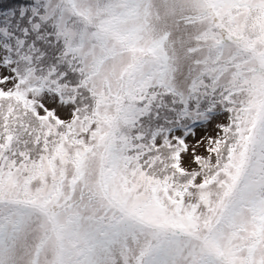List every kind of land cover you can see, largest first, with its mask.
Returning a JSON list of instances; mask_svg holds the SVG:
<instances>
[{
    "label": "snow or ice",
    "instance_id": "obj_1",
    "mask_svg": "<svg viewBox=\"0 0 264 264\" xmlns=\"http://www.w3.org/2000/svg\"><path fill=\"white\" fill-rule=\"evenodd\" d=\"M0 264H264V0H0Z\"/></svg>",
    "mask_w": 264,
    "mask_h": 264
},
{
    "label": "rangeland",
    "instance_id": "obj_2",
    "mask_svg": "<svg viewBox=\"0 0 264 264\" xmlns=\"http://www.w3.org/2000/svg\"><path fill=\"white\" fill-rule=\"evenodd\" d=\"M8 15H11V13H9ZM4 23H7V21H4ZM165 99H168V98L166 97ZM185 116L189 117L190 119H194V114L188 112L187 110L173 114L172 112L164 109V110H161V112H160V119L155 120V121L145 120L144 123L146 125L152 124L153 127L163 126L165 128V130H167L168 124H166V121L171 122L173 120H176V119H179L180 117H185ZM184 127H192V125L188 124L186 121L184 124ZM145 131H149V129L146 128ZM176 134H180L179 127L177 128Z\"/></svg>",
    "mask_w": 264,
    "mask_h": 264
},
{
    "label": "trees",
    "instance_id": "obj_3",
    "mask_svg": "<svg viewBox=\"0 0 264 264\" xmlns=\"http://www.w3.org/2000/svg\"><path fill=\"white\" fill-rule=\"evenodd\" d=\"M9 13H7L6 15H8Z\"/></svg>",
    "mask_w": 264,
    "mask_h": 264
}]
</instances>
